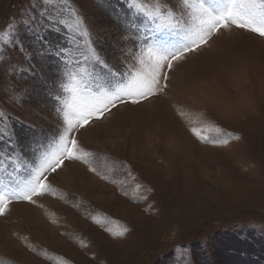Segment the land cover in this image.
Here are the masks:
<instances>
[{"label": "rangeland", "instance_id": "1", "mask_svg": "<svg viewBox=\"0 0 264 264\" xmlns=\"http://www.w3.org/2000/svg\"><path fill=\"white\" fill-rule=\"evenodd\" d=\"M68 3L121 71L133 64L121 55L133 50V25L160 35L125 0ZM41 7L0 0V29L24 17L43 28ZM39 34L53 45L82 39L63 29ZM24 40L34 70L13 74L10 65L27 62L11 49L0 64V158L20 166L0 169L3 183L29 176L63 121L47 80L55 64L41 59L34 36ZM168 83L166 94L117 104L72 133L76 155L88 160H65L47 174L44 194L6 207L0 264H264V37L223 31L176 65ZM193 128L239 139L205 143Z\"/></svg>", "mask_w": 264, "mask_h": 264}, {"label": "snow or ice", "instance_id": "2", "mask_svg": "<svg viewBox=\"0 0 264 264\" xmlns=\"http://www.w3.org/2000/svg\"><path fill=\"white\" fill-rule=\"evenodd\" d=\"M125 3L130 13L143 16L149 25L155 26L150 30L160 34L150 37L133 25L136 37L133 50L121 53L126 60L133 61L126 71L111 64L102 49L96 47L98 38L93 37L91 27L68 0H41L39 15L47 21L43 28L32 17H24L20 24L13 20L6 30L0 29V64L5 59L11 60L9 49L20 51L27 62V67L10 65L13 74L34 70L33 52L25 45L24 37L32 35L42 45L38 50L41 59H51L56 67L47 78L51 84L49 93L60 104L58 111L63 113L62 124L44 146L39 163L33 162L29 176L0 182V216L11 203L31 202L33 197L44 194L47 174L56 172L65 160H88L87 152L76 155L77 141L72 133L93 118L100 119L117 104L136 105L166 94L175 66L189 53L208 46L223 31L236 28L264 37V0H176L175 6L170 0H125ZM62 29L82 39L72 45L67 40L53 45L39 34L40 31L59 33ZM214 130L218 139L205 135L203 129H191L193 136L205 143L227 144L231 139H239L221 133L219 128ZM5 132L0 130V135ZM14 135L13 132L8 136L10 147ZM7 167L13 173L20 171L11 155L0 158V169Z\"/></svg>", "mask_w": 264, "mask_h": 264}, {"label": "bare ground", "instance_id": "3", "mask_svg": "<svg viewBox=\"0 0 264 264\" xmlns=\"http://www.w3.org/2000/svg\"><path fill=\"white\" fill-rule=\"evenodd\" d=\"M17 206V205H16ZM19 206H21L22 207V205H19ZM24 206V205H23Z\"/></svg>", "mask_w": 264, "mask_h": 264}]
</instances>
